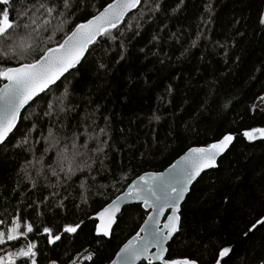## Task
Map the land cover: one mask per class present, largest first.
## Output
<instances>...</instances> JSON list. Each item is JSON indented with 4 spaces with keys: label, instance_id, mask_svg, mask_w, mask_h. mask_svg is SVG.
I'll return each instance as SVG.
<instances>
[{
    "label": "trees",
    "instance_id": "trees-1",
    "mask_svg": "<svg viewBox=\"0 0 264 264\" xmlns=\"http://www.w3.org/2000/svg\"><path fill=\"white\" fill-rule=\"evenodd\" d=\"M161 2L163 8L150 20L143 4L135 9L125 19L133 24L132 31L122 22L114 30L116 41L90 46L86 58L57 82L55 92L47 93L52 97L67 89L65 104L74 109L67 120L73 123L79 122L80 114L95 113L96 124L103 127L104 117L108 118V137H102L108 139L105 166L116 182L98 176L92 193L99 189L100 194L89 193L86 204L81 203L75 184L59 190L60 198H67L68 212L49 214L45 224L56 229L65 222L83 220L84 225L79 235L64 237L58 247L47 245L46 238L34 237L41 250L40 264L49 259L60 264L78 252L95 253L94 262L79 264L110 262L138 232L148 213L141 204L128 205L111 236L98 237L91 217L102 205L142 173L164 170L193 146H207L241 127L264 126V25L259 23L264 0H183L179 8V0ZM108 3L111 0H83L54 40L60 42L74 23L97 14ZM209 3L211 9L206 10ZM142 12V27L136 35L134 22ZM193 40L195 47L191 46ZM42 103L37 100L23 111L20 131L29 123L23 116L33 114L35 119ZM154 114L160 119H153ZM19 136L17 131L0 146V213L31 212L28 204L41 193L47 194L43 189L32 190L19 172L31 158L22 148L12 146ZM32 175L35 177L34 172ZM261 214L264 139L248 142L237 137L218 167L203 173L192 185L181 208L179 231L168 250L174 256L207 264L211 247L226 244L233 250L223 264H258L256 258L264 255V228L246 239L239 232Z\"/></svg>",
    "mask_w": 264,
    "mask_h": 264
},
{
    "label": "snow or ice",
    "instance_id": "snow-or-ice-1",
    "mask_svg": "<svg viewBox=\"0 0 264 264\" xmlns=\"http://www.w3.org/2000/svg\"><path fill=\"white\" fill-rule=\"evenodd\" d=\"M82 3L83 0H0V145H5L10 135L19 131L20 136L12 146L22 148L31 157L25 160L19 172L23 173V179L32 190L47 191L46 195L41 193L28 204L31 212L0 213V264H40L41 250L34 237L46 238L47 245L58 247V242H63L64 237L79 235L83 220L65 222L56 229L45 224L49 214L59 216L68 212L64 202L67 198L61 199L59 190L75 184L80 189L81 203L86 204L98 176L112 178L116 182L105 166L108 139L102 137H108V118L104 117L106 123L103 127L96 124L95 113L80 114L79 122L73 123L67 120L68 113L74 110L65 104L67 89L52 97L47 93L55 92L57 81L86 58L90 46L95 48L101 43L116 41L114 30L121 27L122 22L128 23L127 30L132 31L133 24L125 20L127 13L143 4L150 20L152 14L163 8V4L161 0H111L102 11L74 23L62 40L56 42L54 37L64 32L65 25L70 22L69 17L80 10ZM182 3L183 0H179L176 8ZM205 7L210 10L211 4ZM144 15L142 12L134 22L136 35H139ZM259 23L264 25V13L260 15ZM199 38L200 33L197 32ZM152 39L155 41L157 37ZM50 43L53 46H47ZM191 46H196V40ZM120 49L122 57L123 42ZM104 67L100 64V68ZM37 100L43 103L34 114L35 119L33 114L23 116V120L29 123H25L23 131H20L21 109ZM153 119L159 120L160 117L154 114ZM237 137L248 142L264 139V126L241 127L235 132L222 134L206 147L189 149L180 161L172 165L171 172L138 177V182L128 185L121 196L95 212L94 218L98 223L94 225V234L109 237L117 222V213L121 211L122 200H135L151 209L141 225L144 235L137 232L120 248L116 254L119 259L112 264H136L137 261L141 264H199L197 259L172 255L166 245L179 230V204L189 191V185L203 170L216 167L217 158ZM92 194H100L99 189ZM75 206L80 207V204ZM260 228H264V214L244 225L239 235L246 239ZM232 250V246L226 244L211 247L207 264H223ZM94 257V252H87V255L78 252L60 264L94 262ZM256 259L258 264H264V255ZM47 264H58V261L49 259Z\"/></svg>",
    "mask_w": 264,
    "mask_h": 264
},
{
    "label": "water",
    "instance_id": "water-1",
    "mask_svg": "<svg viewBox=\"0 0 264 264\" xmlns=\"http://www.w3.org/2000/svg\"><path fill=\"white\" fill-rule=\"evenodd\" d=\"M103 10V9H102ZM101 10V11H102ZM135 10V9H134ZM134 10H131L129 13H127L126 14V17L130 14V13H132ZM126 19V18H125ZM84 60V58L82 59V61ZM79 65V64H78ZM77 65V66H78ZM76 66V67H77ZM74 69V68H73ZM73 69H70L69 70V72L71 71V70H73ZM69 72H67V73H65L64 74V76L66 75V74H68ZM64 76H62L60 79H62ZM58 82V81H57ZM30 104H31V102H30ZM29 105H26L25 106V108L24 109H21V114L23 113V111L28 107ZM20 121V120H19ZM19 121H18V123H19ZM11 136V135H10ZM233 143H234V141H233ZM233 143L229 146V148L225 151V153H223L221 156H219L218 158H217V166L216 167H212V168H208V169H205V170H203L201 173H200V175L198 176V177H196V179L194 180V181H192V183L189 185V191L187 192V193H185V198L182 200V201H180V204H179V212H178V215L180 216V212H181V208H182V205H183V203L185 202V200H186V198H187V196L189 195V193H190V191H191V188H192V185L202 176V174L203 173H205V172H207V171H210V170H212V169H216L217 167H218V163H219V160H220V158H222L229 150H230V148H231V146L233 145ZM1 146V145H0ZM199 147H206V146H193V147H191V148H199ZM191 148H189V149H191ZM188 149V150H189ZM188 150H186L183 154H181L178 158H176L168 167H166L164 170H162V171H158V172H156V171H148V172H144V173H142L141 175H139L138 177H140V176H143V175H153V174H157V173H168V172H171L172 171V165H174V164H176L178 161H180V159H181V157H183V156H185L186 154H187V152H188ZM138 177H136L133 181H137L138 182ZM132 181V182H133ZM132 182L130 183V184H132ZM129 184V185H130ZM128 188V187H127ZM127 188L122 192V193H124L126 190H127ZM122 193H120L119 195H117V196H121L122 195ZM116 196V197H117ZM115 197V198H116ZM114 198V199H115ZM113 199V200H114ZM111 202V201H110ZM132 204H141L140 202H138V201H135V200H122L121 201V211L119 212V213H117V220H118V217H119V215L122 213V211H123V209L126 207V206H128V205H132ZM142 205V204H141ZM143 207V206H142ZM143 209L148 213V212H150L151 211V209L150 208H148V209H146L145 207H143ZM148 218V215L146 216V218H145V220ZM91 219L92 220H94V221H96L95 220V218H94V215H92V217H91ZM163 219V218H162ZM144 220V221H145ZM144 221H143V223H142V225L144 224ZM96 223H98V221H96ZM117 223V222H116ZM116 223L113 225V228H112V230H111V234H112V232H113V229H114V227H115V225H116ZM180 224H181V217H180V222H179V225H178V229L180 228ZM179 231V230H178ZM138 232H140V234L143 236L144 235V233L141 231V227L139 228V230H138ZM178 233V232H177ZM176 233V234H177ZM111 234H110V236H111ZM176 234H174V236L176 235ZM109 236V237H110ZM136 236V234H134L133 236H131L124 244H126L129 240H131V239H133L134 237ZM103 237V236H102ZM174 238V237H173ZM172 238V239H173ZM172 239H170L169 240V242H168V244L166 245L167 247L169 246V244H170V242L172 241ZM123 244V245H124ZM123 245L121 246V247H123ZM120 247V248H121ZM120 248H119V250H120ZM119 250L117 251V253L119 252ZM116 253V254H117ZM115 254V256L113 257V259L110 261V262H108V263H106V264H112V262L113 261H117L119 258L117 257V255ZM141 262L140 261H137L136 262V264H140Z\"/></svg>",
    "mask_w": 264,
    "mask_h": 264
},
{
    "label": "bare ground",
    "instance_id": "bare-ground-1",
    "mask_svg": "<svg viewBox=\"0 0 264 264\" xmlns=\"http://www.w3.org/2000/svg\"><path fill=\"white\" fill-rule=\"evenodd\" d=\"M131 14V13H130ZM87 54V53H86ZM32 103V102H31ZM175 237V236H174Z\"/></svg>",
    "mask_w": 264,
    "mask_h": 264
}]
</instances>
